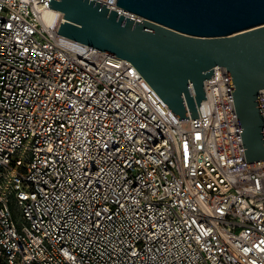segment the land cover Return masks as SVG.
<instances>
[{
    "label": "built area",
    "instance_id": "1",
    "mask_svg": "<svg viewBox=\"0 0 264 264\" xmlns=\"http://www.w3.org/2000/svg\"><path fill=\"white\" fill-rule=\"evenodd\" d=\"M49 1L0 0V264H264V159L226 68L178 120L131 62L58 34Z\"/></svg>",
    "mask_w": 264,
    "mask_h": 264
},
{
    "label": "water",
    "instance_id": "2",
    "mask_svg": "<svg viewBox=\"0 0 264 264\" xmlns=\"http://www.w3.org/2000/svg\"><path fill=\"white\" fill-rule=\"evenodd\" d=\"M58 34L127 60L178 120L198 118L205 81L225 67L246 162L264 159V0H50Z\"/></svg>",
    "mask_w": 264,
    "mask_h": 264
},
{
    "label": "bare ground",
    "instance_id": "3",
    "mask_svg": "<svg viewBox=\"0 0 264 264\" xmlns=\"http://www.w3.org/2000/svg\"><path fill=\"white\" fill-rule=\"evenodd\" d=\"M55 17H56V13L55 12H51L48 15H46L45 20H46L47 23L52 24L54 19H55Z\"/></svg>",
    "mask_w": 264,
    "mask_h": 264
},
{
    "label": "rangeland",
    "instance_id": "4",
    "mask_svg": "<svg viewBox=\"0 0 264 264\" xmlns=\"http://www.w3.org/2000/svg\"><path fill=\"white\" fill-rule=\"evenodd\" d=\"M12 210H13V213H14V218L16 219V221H19V211L17 209V207L13 204L12 205Z\"/></svg>",
    "mask_w": 264,
    "mask_h": 264
}]
</instances>
